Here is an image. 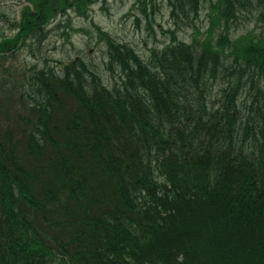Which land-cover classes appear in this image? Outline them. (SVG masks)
I'll return each mask as SVG.
<instances>
[{"label": "trees", "instance_id": "trees-1", "mask_svg": "<svg viewBox=\"0 0 264 264\" xmlns=\"http://www.w3.org/2000/svg\"><path fill=\"white\" fill-rule=\"evenodd\" d=\"M27 1L0 61L92 0ZM206 2L169 5L190 19ZM210 4L227 31L264 0ZM99 32L120 83L82 60L5 70L0 264H264V32L174 36L146 58Z\"/></svg>", "mask_w": 264, "mask_h": 264}, {"label": "rangeland", "instance_id": "rangeland-1", "mask_svg": "<svg viewBox=\"0 0 264 264\" xmlns=\"http://www.w3.org/2000/svg\"><path fill=\"white\" fill-rule=\"evenodd\" d=\"M157 4L153 10L149 0H92L87 15L69 10V17L62 14L52 20L47 26L49 38L42 47L38 45L34 48L36 54L25 50L0 61V112L13 110L12 102L9 103L4 92L2 78L10 77L11 84H15L19 78L16 73L12 76L5 74L8 68L15 72L16 69L24 68L25 64L41 65L45 61L48 65L59 67L61 62L82 60L101 75L107 84L111 81L120 83V74L110 69V52L99 28L108 33L112 41L132 47L144 58L152 50L163 49L174 36L190 42L194 38H214L223 33L235 38L252 31L258 34L264 32V19L258 16L264 12V4H257L252 14L246 11L240 13L237 9L236 13L241 15L240 21L232 22L227 31L223 18L221 23L212 24L210 0L201 6L202 11L198 17L190 16V19H186L179 11L181 17L178 12L172 15L173 6L169 5V0H157ZM27 6L34 7L27 0H0V30L8 37L18 31L10 23L19 22ZM11 63L13 68L8 66Z\"/></svg>", "mask_w": 264, "mask_h": 264}]
</instances>
